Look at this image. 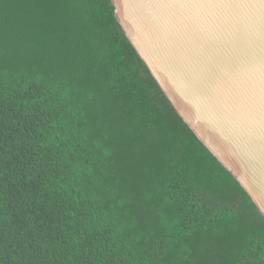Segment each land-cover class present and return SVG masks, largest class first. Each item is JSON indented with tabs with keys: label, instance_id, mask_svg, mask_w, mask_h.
Instances as JSON below:
<instances>
[{
	"label": "trees",
	"instance_id": "trees-1",
	"mask_svg": "<svg viewBox=\"0 0 264 264\" xmlns=\"http://www.w3.org/2000/svg\"><path fill=\"white\" fill-rule=\"evenodd\" d=\"M0 264H264L263 215L113 0H0Z\"/></svg>",
	"mask_w": 264,
	"mask_h": 264
},
{
	"label": "water",
	"instance_id": "water-1",
	"mask_svg": "<svg viewBox=\"0 0 264 264\" xmlns=\"http://www.w3.org/2000/svg\"><path fill=\"white\" fill-rule=\"evenodd\" d=\"M177 114L264 217V0H113Z\"/></svg>",
	"mask_w": 264,
	"mask_h": 264
}]
</instances>
